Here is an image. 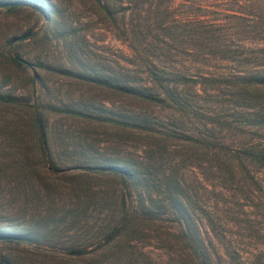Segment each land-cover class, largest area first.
Instances as JSON below:
<instances>
[{
    "label": "rangeland",
    "instance_id": "rangeland-1",
    "mask_svg": "<svg viewBox=\"0 0 264 264\" xmlns=\"http://www.w3.org/2000/svg\"><path fill=\"white\" fill-rule=\"evenodd\" d=\"M111 1L126 6L113 19L95 13L93 0H56L61 15L54 18L25 1L11 10L0 6V218H11L7 211L17 206L21 216L12 221L21 225L32 220L39 230L45 227L56 245L54 250L70 244L88 250L100 243L104 225L115 218L119 207L118 176L113 172L90 174L86 175L87 192L93 199L81 193L79 200L86 207L84 214L71 220L65 215L61 220L64 208L75 199L68 184H53L40 177L29 141L6 133L10 119L25 129L30 127L34 107L43 114L47 147L57 165L66 164L67 169L81 158L77 134L86 136L84 146L97 148L100 153L95 158L99 160L117 154L144 160L156 171L175 163L194 215L201 216L200 209H204L216 217L225 238L243 250V264H264V164L239 156L225 161L228 167L221 170L215 159L209 163L200 160L195 141L200 130L210 128L213 139L233 152L242 147H264V85L249 77L264 72V0ZM69 24L76 29L71 36L90 63L124 71L135 81H146L148 69L177 68L195 77L193 72L219 76V80L220 76L245 74V88L237 94V88L224 81L180 83L190 102L183 110L165 105L143 107L154 130L151 137L138 133L131 123L121 127L67 115L58 109L61 103L93 114L101 104L112 108L119 102L113 92L63 71L78 68L65 47L64 37L70 35L60 34ZM15 52L24 63L5 57V53L13 57ZM123 103L126 108L133 105L130 100ZM256 114L261 116L259 120ZM37 124L39 127L38 119ZM173 129L190 138L169 135ZM42 163L47 166L48 155ZM23 174L28 179H23ZM127 190L136 198L137 187ZM14 193L20 194L13 201ZM45 215L49 216L46 224ZM12 221L1 220L0 224L7 228ZM168 226H173L169 215L146 224V234L132 247L134 253L141 254L135 263L127 264H181L180 244L165 233L166 227L172 228ZM27 248L23 241L0 240V253L14 257L18 264L91 262H64L59 256L43 262L46 256L32 255Z\"/></svg>",
    "mask_w": 264,
    "mask_h": 264
},
{
    "label": "trees",
    "instance_id": "trees-1",
    "mask_svg": "<svg viewBox=\"0 0 264 264\" xmlns=\"http://www.w3.org/2000/svg\"><path fill=\"white\" fill-rule=\"evenodd\" d=\"M10 1L15 2L10 4ZM22 1L31 3L35 9L41 12L44 11L46 16L51 13L53 18L56 15H61V8L56 0H0V6L11 10L19 6ZM93 5L95 6V13H100L110 19L114 18L115 13H122L126 8V6L120 4V1L115 4L111 0H93ZM233 15L238 16L237 14ZM52 17L50 20L53 19ZM61 29V35H70L68 38L64 37L65 47L72 57V61L78 66L73 70L62 68L63 71L72 74L77 79L113 92L119 101L112 108L106 104H101L100 107L98 106L97 113L93 114L82 112L70 104L61 103V107L58 109L70 116L92 117L103 123L111 122L121 127L131 123L137 127L138 133L143 132L151 137V132L154 130L149 124L150 120L143 107L165 105L183 110L190 105V102L188 93L179 86L180 83L186 81H191V83L224 81L237 88V94L242 92V88H245L244 83L247 79L245 74L220 76L219 80V76L193 72L196 74L195 77L190 72L180 71L177 68L167 70L148 69L149 78L146 81L138 82L131 79L124 71L114 72L105 66L90 63L85 53H82V47L78 44V41L71 36L76 30L75 27L69 24ZM5 57L16 64L25 62L19 59L16 52L13 57L5 53ZM249 77L264 85L263 71L251 74ZM127 100H130L133 104L130 108H126L127 106L123 103ZM128 110H131L132 113H129ZM30 114V127L25 129L21 124L14 123L10 119L6 133L10 138L23 136L29 141L28 147L32 148L35 156H37V167H40L42 172L40 177L53 184H59L60 181L68 184L72 197L75 199L70 206L64 208L61 220L66 218L65 215L70 216L68 218L71 220L78 218L80 214H84L86 207L80 205L79 200L83 196L81 193H84L86 198L93 199V194L87 192L89 186H87L86 175L90 174L113 172L118 176L117 182L120 184L119 207L115 218H111V221L108 220L104 225L100 243L88 250H84V246L75 244L58 247L57 250H54L56 245L48 238L49 234L45 230V225L43 230H39V227L32 220H28L21 225L19 224L20 221H12L21 213L20 208L17 206L7 211L8 214L12 215L11 218H0V221H12L7 223V228L0 224V240L13 243L25 242L28 245L27 251L30 254L42 253L43 256H46L47 260L44 259L43 262L59 256L63 258L64 262L66 260L87 259L91 261L89 264L135 263L138 254H141V252L134 253L132 247L137 244L136 241L143 234H146L144 232L146 224L160 219L163 215H169L173 220V226H168L172 227L171 229L166 227L165 233H169L174 242L180 244L177 253L181 264H243V250L237 242L225 238V232L217 218H214L212 214L204 209H200L201 216L194 215L193 208L188 204L186 188L177 174L178 166H175V163H171V167L166 168L167 170L161 168L156 171L144 160L125 159L117 154L103 156L102 160H99L95 158L96 154L100 153L97 148L84 146L86 136L77 134L75 138L76 144L80 148L81 158L76 160L77 163L71 162L67 169H64L66 164L57 165L48 150L45 122L41 110L33 107ZM260 117L256 114V120H259ZM129 119H133V122H129ZM202 124L206 126L205 123ZM211 132L210 128H204L199 131L200 137L195 139L198 143L200 160L209 163L212 159H215L218 164L216 167L221 170L228 167L225 161L229 163L231 159L239 156L252 160L259 165L264 164V147H242L237 152H233L228 146L213 139ZM171 133L173 134L169 135L174 137L190 138V135L182 130L173 129ZM83 146L85 149H82ZM45 154L48 155L47 166L42 163ZM111 165L117 167V170L113 168L103 169L104 166ZM71 168H75V172H71L73 171ZM156 172L159 174L157 175ZM24 178L28 179L27 176H24ZM129 187L139 189L136 190V198L133 197L130 190H127ZM125 190H127V193H125ZM19 194L14 193L12 200H17ZM48 218V215L42 218L45 220V224L49 222ZM39 262H42V260ZM0 264H18V262L9 254L0 253Z\"/></svg>",
    "mask_w": 264,
    "mask_h": 264
},
{
    "label": "water",
    "instance_id": "water-1",
    "mask_svg": "<svg viewBox=\"0 0 264 264\" xmlns=\"http://www.w3.org/2000/svg\"><path fill=\"white\" fill-rule=\"evenodd\" d=\"M15 1H10L9 3L11 4V3H14ZM20 60H22L21 58H19ZM110 168H115V167H113V166H108V167H106L105 169H110Z\"/></svg>",
    "mask_w": 264,
    "mask_h": 264
}]
</instances>
